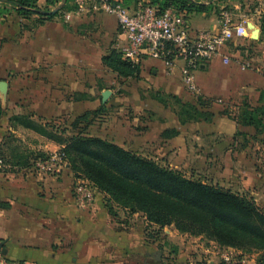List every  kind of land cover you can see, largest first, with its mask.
<instances>
[{"label":"crops","instance_id":"obj_1","mask_svg":"<svg viewBox=\"0 0 264 264\" xmlns=\"http://www.w3.org/2000/svg\"><path fill=\"white\" fill-rule=\"evenodd\" d=\"M195 1L205 5L212 4L215 8L208 12H194L187 15L186 20L192 33L220 30L219 22L222 20L220 16L225 11L219 14L217 11L221 4L229 0ZM236 1L238 3L236 5L242 6V10H244V0ZM45 2H48V6L53 8L55 1L44 0ZM257 2L259 6L255 12L242 15L241 22L246 24L248 29L246 38L250 39L252 43H261L264 48L260 25L261 17L264 14V4L262 0H257ZM0 5L1 8L5 7L2 0H0ZM7 9L8 12L0 10V50L2 44L8 40L14 41L27 32L38 30L32 40L33 48L31 47L29 50L31 55L33 53V57L26 48L14 50L17 59L12 64L5 66L4 70L2 69L3 75L0 77V82L6 81L13 74L20 73L19 77H23L24 83L32 81L34 97L38 94L37 99L39 100L50 101V103L53 101L52 107H49L52 109V115L76 117L72 122L69 121V125L78 118H87L86 122L89 127L98 121V131L105 132L107 116L111 114L107 101L112 92L99 88L95 81L87 83L81 75L73 79L72 61L67 60L66 56L60 61L55 59L53 29L65 32L61 34L62 40L68 38L67 32L72 30L71 25H57L56 21L62 18L66 24H69L73 18L67 21L66 13L56 16L59 13L58 8L43 11L45 17L33 15L30 19L21 17L10 4ZM194 14H200V20H194L198 24L193 21ZM11 16H14L17 21L16 33H14L17 38L8 39L3 37L1 31ZM60 26H62L61 30L56 29ZM119 38L123 40L124 45L125 36L122 31L119 33ZM63 51L66 52L65 49ZM229 57V48L224 47L212 60H204L200 63L196 70V91L189 90L183 84L180 73L182 63L179 61H176L173 67H167L161 59L144 56L137 64L140 65L141 70L143 67L152 66L151 73L155 78L154 82L160 85L170 84L176 92L175 96L179 95L181 87L184 89L185 95L196 97V101L192 104H197L201 99L207 100L223 95L231 97L234 94L243 97V99L247 100L249 97L248 100H252L254 96L258 95L259 88L264 86V75H250L248 72L240 71L239 76H234L235 73L239 74L237 66L234 67L237 63L232 62V58ZM102 63L104 65V59ZM111 71L115 73L113 70ZM259 72L258 70L257 73ZM198 73L200 77H197ZM116 75L121 79H131L124 78L117 73ZM20 81H22L21 78ZM19 89L20 97L29 92L26 87ZM106 92H110V96L107 98L104 96ZM160 97L163 95L155 96L157 100ZM1 101L3 108L8 113L9 108L15 107L12 105L13 103L7 107L2 99ZM158 101L164 105L160 100ZM164 106L149 113V122L144 127L145 129L139 130L134 127L136 125H128L124 129L128 132L127 139L124 137L125 135L115 138L116 131L114 129L112 132L106 131V134H101V132L97 135L88 134L113 142L127 150H130V144L137 143L139 136H141L140 138L146 137L150 143L154 137H157L159 142L152 144L155 147L153 151L161 156L163 154L169 157L180 156L186 147L181 128L188 124H182L177 116L179 126L170 129L166 122L167 119L161 117L167 111ZM204 111L209 110L204 109ZM12 115H30L35 121L49 123L44 119H37L39 116L37 112L23 107L18 108V112H12ZM133 120L135 122L137 118ZM130 121L131 116H129V124ZM5 126L7 127L6 132L11 131L15 134L18 129H24L35 134L36 137H43L21 126L10 128L8 120ZM99 126H102V129ZM113 126H115V122ZM170 131L175 132L176 135L169 137ZM213 132L215 131L213 130ZM157 133L159 135H156ZM147 140L144 143H147ZM176 141H180V143H176ZM22 146L24 149L41 151L45 154H50L61 148L56 143H23ZM150 158H155V156H150ZM33 171V168L14 172L0 170V243H4V249L7 250L5 257L10 260L28 264H220L216 254V248L219 246L216 243L201 237L180 234L173 227H166L156 235L148 236L146 232L148 223L143 216L130 215L116 207L115 215H113L102 196H97L95 204L90 209H79L72 194L75 177L68 167L58 177H41ZM246 181L247 179L239 183L238 189L232 190L243 192L242 190L246 188L243 183ZM153 230H157V227L153 226L149 231ZM176 234L181 236L176 237ZM248 264H256V259H250Z\"/></svg>","mask_w":264,"mask_h":264},{"label":"rangeland","instance_id":"obj_2","mask_svg":"<svg viewBox=\"0 0 264 264\" xmlns=\"http://www.w3.org/2000/svg\"><path fill=\"white\" fill-rule=\"evenodd\" d=\"M54 1L57 3L59 0ZM71 1L72 4L69 6L71 10L64 11L63 14H76L78 4L76 0ZM124 1H126V3L128 2L127 5L130 7L137 4V2L131 3L127 0ZM36 2V6L42 11H51L57 9L61 5L58 4L59 6L55 8V3L53 8H50L48 2L44 3V0H38ZM243 3L244 10H242V6L236 5L238 4L236 0L226 1V3L221 4V7L218 9L219 12L222 13L224 11L231 13L235 21L243 23L241 22V16H244L245 13H254L259 6L257 0H244ZM220 17L222 18V14ZM199 18H201L200 14L193 15V21H198L200 20ZM57 21V25H71L72 30L67 32L68 38L66 37L65 40H62L60 38L62 36L61 34L65 32H59V30L53 29L52 38L55 47L54 51H56V61H60L66 56L67 60L72 61L74 67L73 79L81 75L85 78L87 83H93L95 81L99 88L112 92L107 101L111 109V114L107 116L108 122L106 124L107 126H105L107 127L105 128V132L98 131V121H96V124L92 125V127H89L87 123L81 121L77 124L78 128L73 132L81 130L84 132L85 130L87 134L97 135L99 132H101V134H106V131L112 132L114 129L116 131L115 138L125 135L124 137L127 139L128 132L124 131V129H126L128 125H136L134 127H137L139 130L142 128L145 129L144 127L147 126L149 122V113L157 111V109L164 106L159 103V99L157 100V98H155V96L159 94L163 95L162 98L167 104L164 106L167 111L162 114L163 116L161 117L167 119L166 122H168L170 129L179 126L177 112L181 110V103L195 102L196 97L185 95L184 89H181V87L179 95L175 96L176 92H174L170 84L160 85L157 82L155 83V78L151 73L152 66L143 67V69L140 70L138 78L121 79L116 73H113L105 63L103 65V59L109 57L114 51L121 52V47L123 46V40L119 38L121 30H119L116 20L112 16L103 12L91 11L75 16L69 24H66L62 18ZM194 23L198 24L195 21ZM219 25L221 28V21ZM62 26L56 29H60ZM16 27L17 21L14 16H11L7 23L4 24L1 34L8 39L11 37L17 38L14 36ZM36 30L34 32H27L14 41L8 40L9 43L6 42L2 44L0 50V77L3 75V68L16 61L17 54L14 50H18L17 48L21 50L26 48L31 55V51L29 50L31 47L33 48L32 40L33 37L37 35ZM246 37L247 35L243 38H236L228 41L225 44V48L228 47L230 51L229 58H232V62L237 63L234 67L237 66V72H239V74L235 73L234 76H239L241 72H248L250 75H264V62L262 63L264 59V48H262L261 43H252V41ZM223 48L224 47L221 49ZM64 49L66 52L63 51ZM31 56L33 57V53ZM244 65L248 67L246 70L242 69ZM77 68L79 69L77 70ZM258 70L260 71L259 73H257ZM19 75L20 73H17V75L13 74L5 81L8 83V95L6 97L5 106L8 107L13 103L12 105L15 107L13 109L9 108V113L7 112L2 125H0V143H4L3 140L7 135V127L5 126L6 121H9L12 112H18V108L20 107L37 112L39 115L37 119H44L48 121L49 124H54L62 129L69 126V121L72 122L76 117L52 115V109L49 107H52L53 101L50 103V101L39 100L37 99L38 94L35 98L32 93V81L30 80L28 83H24L23 77H19ZM197 77H200L199 73ZM20 78L22 81H20ZM20 87H26L29 90L27 94L25 92V94L22 93L24 98L23 96L20 97ZM258 91V95L254 96L252 100H248L249 97H247V100L243 99V97L235 94L231 97L223 95L207 100L201 99L199 101L200 107L201 109L209 110V117L212 115L211 120H201V122L197 123L188 122L186 123L188 125H184L181 128V134L185 137L186 147L180 156L169 157L168 155L164 156V154L161 156V154L158 155L157 152L153 151L155 147H153L152 144H157L156 142H159L157 137H154L152 143H150L146 137L145 139L139 136L137 143L130 144L129 149L134 152L136 151L141 157L155 160L164 167L178 170L189 179L201 180L219 186L222 185L221 187L224 186L226 189L229 187L230 190L238 189L240 187L239 183L247 179V181L243 183L246 185V188L243 190L241 189L243 192L239 193L255 199L257 204L264 209V131L261 133V131H257L253 126H245L237 122V118L244 111L248 110V108L264 106V86H261ZM129 116H131L130 124L128 123ZM133 116L137 118V121L134 122ZM114 122L115 126H113ZM19 126L20 125H18V127ZM99 127L102 129V126ZM121 128L123 129L122 131L119 130ZM213 130L215 132L212 133ZM15 134L18 139L17 142L21 145H23V143H55L46 137H36L35 134L24 129H18ZM156 135H159V133ZM146 140L148 142L144 143ZM176 143H180V141H176ZM60 149L57 151H60ZM150 156H155V158H150ZM7 169H10V167L8 166L3 170ZM33 169V172L41 177L53 176L40 175L35 167ZM249 177L252 179L249 180ZM76 180L77 179H75V182ZM234 192L237 191L234 190ZM72 194H74L73 191ZM99 196L100 195H98V197ZM180 234H176V237H180ZM219 261L221 264L220 258Z\"/></svg>","mask_w":264,"mask_h":264},{"label":"trees","instance_id":"obj_3","mask_svg":"<svg viewBox=\"0 0 264 264\" xmlns=\"http://www.w3.org/2000/svg\"><path fill=\"white\" fill-rule=\"evenodd\" d=\"M127 1L135 3L139 0ZM147 1L160 12L173 7L187 15L215 8L212 4L205 5L195 0ZM2 2L5 4L4 8L0 5L2 12H8L7 6L10 4L26 19L33 15L45 17L36 6V0ZM262 2L264 4V0ZM70 4L71 0H59L55 5L59 6L56 16L71 10ZM217 13H220L219 9ZM260 25L264 38V14ZM104 63L124 78H138L140 75V65L125 60L121 52H112ZM159 100L167 105L162 97ZM180 106L177 116L182 124L211 120L212 115L209 117L208 111L201 109L199 101L197 104L181 103ZM6 115L0 99V123ZM87 120L78 118L62 129L54 124L35 121L30 115H12L8 124L10 128L20 125L61 146L67 167L75 179H87L94 186L96 196L104 197L113 215L117 207L130 215L143 216L148 223V236L173 227L182 234L214 242L220 248H234L246 255L258 254V264L264 262V209L255 199L219 185L189 179L178 170L164 167L153 159L141 157L108 140L90 136L85 131L73 132L78 128V123ZM237 122L253 126L262 133L264 106L248 108L237 118ZM174 135L175 132L171 131L168 134L169 137ZM6 137L4 143H0V158L10 167L7 169L9 171L32 169L36 161L48 156L41 151L24 149L11 131L7 132ZM153 226L157 230L149 231Z\"/></svg>","mask_w":264,"mask_h":264},{"label":"built area","instance_id":"obj_4","mask_svg":"<svg viewBox=\"0 0 264 264\" xmlns=\"http://www.w3.org/2000/svg\"><path fill=\"white\" fill-rule=\"evenodd\" d=\"M76 3L77 15L66 13L67 21L91 11L114 17L125 36V44L121 47L125 60L139 63L142 57L148 56L161 59L167 67H173L179 61L182 63V82L191 91L197 90L196 70L200 63L212 60L228 41L247 35L246 26L235 21L227 11L222 14L220 31H200L194 34L186 20V13L173 7L160 12L147 0H139L133 7L128 6L124 0H76ZM247 68V65L242 67L243 70ZM7 167L0 159V169ZM34 167L40 175L59 176L67 168L66 155L61 150L50 153L45 159L36 161ZM73 192L79 209L87 210L94 205L96 190L87 179H77ZM216 254L221 264H248L250 259H256L258 264V254L246 255L234 248L218 247ZM0 264L28 263L0 255Z\"/></svg>","mask_w":264,"mask_h":264},{"label":"water","instance_id":"obj_5","mask_svg":"<svg viewBox=\"0 0 264 264\" xmlns=\"http://www.w3.org/2000/svg\"><path fill=\"white\" fill-rule=\"evenodd\" d=\"M53 13V12H52ZM8 95V83L5 81L0 82V98L6 102V97ZM106 98L110 96V92H106L104 95ZM0 255L6 256L7 250L4 249V243H0Z\"/></svg>","mask_w":264,"mask_h":264}]
</instances>
